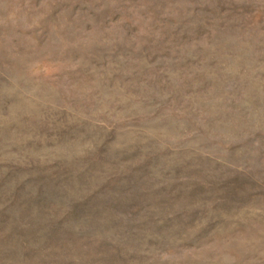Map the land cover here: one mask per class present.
I'll return each instance as SVG.
<instances>
[{
  "label": "rangeland",
  "instance_id": "rangeland-1",
  "mask_svg": "<svg viewBox=\"0 0 264 264\" xmlns=\"http://www.w3.org/2000/svg\"><path fill=\"white\" fill-rule=\"evenodd\" d=\"M0 264H264V0H0Z\"/></svg>",
  "mask_w": 264,
  "mask_h": 264
}]
</instances>
